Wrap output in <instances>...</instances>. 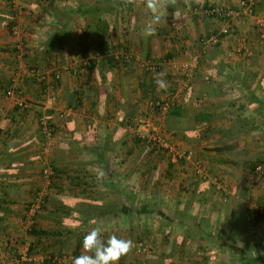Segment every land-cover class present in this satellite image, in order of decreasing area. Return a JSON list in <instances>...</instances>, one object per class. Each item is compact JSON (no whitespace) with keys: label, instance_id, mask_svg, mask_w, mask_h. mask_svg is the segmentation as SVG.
I'll use <instances>...</instances> for the list:
<instances>
[{"label":"crops","instance_id":"0c3cea01","mask_svg":"<svg viewBox=\"0 0 264 264\" xmlns=\"http://www.w3.org/2000/svg\"><path fill=\"white\" fill-rule=\"evenodd\" d=\"M102 1L0 0V264H16L24 252L38 258L33 264H72L65 257L81 255L83 237L97 225L105 241L111 235L133 241L118 264H231L239 254L226 247L230 242L262 258L264 218L252 221L251 213L263 215L264 178L237 167L264 159V41L255 35V22L240 23L239 34L205 49L176 102L186 111L178 119L182 130L168 132L170 118L162 115L164 131L177 147L198 151L210 177L162 162L149 179L158 181L146 183L148 173L137 178L128 169L120 178L116 170L106 172L107 158L92 147L123 145L138 102H145L139 110L147 113L149 98L177 97L185 53L224 25L203 10L239 0H179L178 18L172 7L162 9L156 34L147 38L145 8L113 0L104 11ZM96 5L98 11L85 12ZM256 14L264 17V0H257ZM102 49L128 59L110 67L95 54ZM91 58L97 66L88 74L83 66ZM136 58L160 62L163 87L146 89L149 75ZM19 102L26 107L16 108ZM63 112L69 115L61 118ZM198 112L210 120L196 124ZM42 116L55 130L47 141L38 126ZM42 160L63 174L49 189L43 216L24 226L26 206L43 187ZM90 165L100 170L89 172ZM148 193L150 204H142ZM140 244L149 253H139Z\"/></svg>","mask_w":264,"mask_h":264},{"label":"built area","instance_id":"2783aa9c","mask_svg":"<svg viewBox=\"0 0 264 264\" xmlns=\"http://www.w3.org/2000/svg\"><path fill=\"white\" fill-rule=\"evenodd\" d=\"M12 1V0H11ZM12 5L15 4L12 2ZM12 6V7H13ZM15 12L17 14H20V9L16 8L14 6ZM203 10V9H202ZM205 14L210 16H215L219 18L223 23V27L219 30H215L214 32L210 33L209 35L203 37L200 41L201 47L197 50H191L185 53V60L179 65V68L177 70L178 73V86L181 89H188L189 83L191 79L193 78L194 74L197 72L201 58L205 52L206 48L214 47L219 45L222 40L225 37H228L232 33V25L236 21L237 18L240 17H248L250 19H254L255 25L260 28V34L259 39L264 41V19H259L255 17L256 14V2L255 0H240L238 4L234 7H213L203 10ZM17 50H22V44L19 43V45L16 46ZM115 59L117 61H121L122 59H127L128 56L125 53H119L114 54ZM135 61H138L141 64V67H145L146 71L150 73H156L159 69V66L154 63L148 62L146 65L145 63H142L139 59H135ZM55 74V78L59 77V73L55 70L53 71ZM10 94V92H8ZM165 99H157V101L151 102V107L153 108V112H158L161 115H165L169 108L172 106V102L169 100L164 101ZM17 106L19 108H25L26 105L24 103H17ZM68 112L60 113L59 116L66 117L68 116ZM136 122L143 124V126L146 125L143 120L136 119ZM38 126L41 134L43 135L44 139L50 140L54 134V128L52 127L53 124L50 123L45 117H40L38 119ZM161 149L167 154L168 158L170 159V162L172 164H177L181 162L182 160L189 161L192 158V152L191 151H179L174 149L173 147H170L169 145L165 143L158 142ZM193 159V158H192ZM193 172L194 175L200 179H207L208 175L206 174L204 168L200 165L199 162L193 161ZM42 179H43V187L33 196L30 202H28L26 206L25 211V217H24V226L26 224H31L32 219H34L35 216H37L38 213L41 212L43 207L45 206V200L48 196V188L52 185V179H53V171L51 168L50 163L43 162L42 163ZM255 174L258 176L264 175V164H259L255 168ZM149 247H146L143 244L139 245L138 252L139 253H149ZM42 259H49L51 261H55L57 259H52L48 254H42ZM73 255H68L65 257V259L72 262ZM38 260L36 256H30L26 252L20 253L19 257L16 259V264H33Z\"/></svg>","mask_w":264,"mask_h":264},{"label":"rangeland","instance_id":"374dc122","mask_svg":"<svg viewBox=\"0 0 264 264\" xmlns=\"http://www.w3.org/2000/svg\"><path fill=\"white\" fill-rule=\"evenodd\" d=\"M255 2H256V8H257V0H255ZM232 7H234V6H232ZM255 17L259 18V19H264V17H258L257 14H255ZM248 19H250V18L244 17V16L237 18L236 21L232 25V33L231 34H233V33L239 34L240 32H238V31L236 32V30H237L236 26L239 25L240 23L241 24H244V23L247 24L249 22ZM252 20H253V22H255L254 19H252ZM256 28L259 29V31H257V33H255V35L258 34V37H259V34L261 31H260V28L258 26ZM258 37H257V39H258ZM197 49H194V50H197ZM137 59H139L142 63H145L146 65L148 64L147 61H144L141 58H137ZM135 62H136V64H135L136 66H138L142 70L146 71V68L141 67V64L138 61H135ZM154 62H156V64L159 66L158 71L156 73H150V72L146 71L145 73L147 75H149L147 77L148 79H150V78L155 79L156 78L158 80V79H161V76H162V73H160V69H161L160 62L156 59L150 60V63H154ZM177 76H178V73H177ZM157 88H161V87L157 85ZM179 90H181L179 95H177V97L173 98L174 100L171 99L169 101H171L173 103V102H177L179 100L180 95H183L185 93V89L182 90L179 87ZM157 98L162 100L161 97L160 98L157 97ZM166 100H168V99H165L164 101H166ZM151 102H152V100L149 98V100L147 102V106H146L147 113H145L146 109H145L144 113H141L143 111L139 110V105L140 104L142 105L145 102L144 103L138 102V105H136V106H138V109L136 110V114L134 116V121L132 123V127L130 128V131H128V133H126V138H125L126 140H125V143L123 145L113 146L108 142H102L100 146L95 145L92 147V149H93L92 151H95L96 153H99L100 156L107 158L105 160V164L103 166V168H104V170H106V172H108V171L114 172V170H116L119 174L118 176H120V178H121L122 174H124V172H126L129 169V170H131V172H129V174L132 173V176H136L137 178H139L141 175H143L145 173H148V176H147V174L144 175V176H146V179L142 178L143 181L144 180H145V182L147 181L146 183L156 182V181H158L157 178H156V180L155 179L149 180L150 178H154V176L151 175L152 174L151 172L152 171L158 172L159 170H162L163 169V167L161 166L162 162H164L167 165H169V163L171 164L170 159L168 158L167 154L159 148L158 142L165 143V144L169 145L170 147H173L174 149L179 150V151H184V150L187 151V149H182L181 147H177L175 145L176 140L173 141V138L171 136H168L169 133H166L164 131V126L160 125L163 117L158 112L157 113L153 112V108L151 107ZM150 111H151V113H150ZM138 118L143 120V122H145L146 125L143 126V124L138 123V121L136 122L135 120L136 119L138 120ZM158 125H160V126H158ZM104 133L109 134V135H107V138L112 136V134L110 132H104ZM135 138L145 139L149 142V145L140 144L138 147H136V146H134V139ZM154 143H156L155 146L152 145ZM128 151H130L131 154L128 153ZM190 151H192V158L193 159L191 158V160H189V161L182 160L180 163H177L178 168L179 169H182V167L184 169L187 168V170H185L186 172H188V169H189L194 174L192 163H193V161L199 162L200 165L204 168L206 174L210 177V171L207 167L208 165H206V163L203 162L204 159L199 155L198 151L195 152V149H192ZM129 156H134V160H135L134 162L135 163L134 162L132 163L131 162L132 159H130L129 165H127L128 164L127 160H128ZM87 158H90V157L88 156ZM142 158H143V160H141ZM145 159L147 160L146 163H144ZM45 161L46 160H42V162H45ZM153 163H154V166H152ZM188 163H189V165L186 166V164H188ZM245 164L244 163L242 165L238 164L237 167L242 166L244 170H247V167ZM88 169H90L89 172H96V171L100 170L99 167H97L96 165H90V166H88ZM247 172H248V170H247ZM137 174H139V176ZM253 176L256 177L258 175H255V172H254ZM259 177L264 178V175L259 176ZM254 180H256V179H254ZM94 182L96 183V181H93V180H92V183H90V181H89L90 186L95 185ZM54 184L48 188V196L50 195V191H51V190L49 191V189H52L53 187L56 188ZM48 196H47V199H48ZM146 196L141 197L140 202H142V204H150L149 203L150 193H148L147 197ZM143 199H144V201H143ZM46 204H47V200L45 201V206L43 207L41 212L38 213L39 216H43V212L45 210ZM139 208L141 209V206ZM38 217H36V218L38 219ZM263 217H264V211H263ZM223 264H224V262H223Z\"/></svg>","mask_w":264,"mask_h":264},{"label":"clouds","instance_id":"9594fccd","mask_svg":"<svg viewBox=\"0 0 264 264\" xmlns=\"http://www.w3.org/2000/svg\"><path fill=\"white\" fill-rule=\"evenodd\" d=\"M126 3L145 8L148 11L150 20L144 28L146 38L156 34V27L162 19V9L167 10L172 7L174 9L173 18H178L176 9L179 0H126ZM157 85L163 87L164 81L158 79ZM103 231V227L97 225L83 237V252L81 255L73 257L72 264H118L122 257L131 252L132 240L111 235L105 241L102 239Z\"/></svg>","mask_w":264,"mask_h":264},{"label":"trees","instance_id":"16d2710c","mask_svg":"<svg viewBox=\"0 0 264 264\" xmlns=\"http://www.w3.org/2000/svg\"><path fill=\"white\" fill-rule=\"evenodd\" d=\"M112 2H113V0H103L99 5L102 6L101 8L104 11H108L109 10V7L112 4ZM97 5L95 7H93V8L86 9L85 12L86 13H89L90 11H92V10L95 11L96 9H97L96 11H98V7L99 6H97ZM14 16H15V12H14ZM199 44H200V47H201V43L200 42H199ZM214 47H216V46H214ZM95 54L101 55V57L105 61H107V63L110 65V67H113V68L116 67V65H119L121 63L124 64L125 61L128 59L127 58V59H124V60L122 59L121 61H117L115 59V55H109L108 54V50L106 51L105 49L98 50ZM96 64H97V62H96L95 58H91V59L87 60V64H85L83 66V69L84 70H87L88 74H91L92 71L96 68V66H97ZM53 78H54V81L55 82L59 80V78L58 79L55 78L54 75H53ZM149 80H150V83H149L150 86H147L146 89L149 90L151 88L150 89L151 91L154 90V89L156 90L157 89V79L156 78L155 79L154 78H150ZM40 85L42 86V84H40ZM7 94H8V91H7ZM150 99L152 100V102H154V101H157L158 98L154 96V97H152ZM258 104L259 105H262L260 103H258ZM16 108H18V106ZM184 113H186V111H185V109L181 105H177L176 102H173L172 103V106L169 108V110L166 113V116H168V118H170V120H169L170 123H168V126H167V128L169 129L168 132H170V131L180 132V130H182V128L184 126L181 123V121L178 120V119H181L182 117H184L183 116ZM263 117H264V115H263ZM193 120L197 124L198 122H201V120H203L205 122L206 121H209L210 118H209V116L206 115V113L200 114V112H198V114H195V118ZM238 127L243 128L244 126H238ZM54 134H55V130H54ZM54 134H53V136H54ZM216 134H218V133H216ZM140 144L149 145V142L147 140H145V139L135 138L134 139V146L138 147ZM152 145L155 146L156 143H154ZM159 148L161 149L160 146H159ZM220 149L221 148H216V151H220ZM128 153H130V151ZM259 164H264V159H256V160H253V161H248L245 165L247 167L248 172L253 175L254 172H255V168ZM168 167H171V165L169 164ZM51 168H52V171L54 173L53 179H52V185H53L55 183L56 179L61 177V174H63V171H61L57 167H55L54 164H51ZM46 200H47V198H46ZM260 205H261L260 207H262V209H264V202H262V204H260ZM251 214L253 216L252 221H255V222H259V221L263 220V218H264L263 215L261 213H259V211H256V210H254ZM239 221H241V220H239ZM225 245L231 251H235V252H237L239 254V258L238 259L236 258L234 260V263H231V264H236V262L238 264H264V256L262 258H253V257H250V254L249 253L244 252V250L242 248H238V247L233 246L232 242L227 243ZM76 256H78L77 253L75 254V257Z\"/></svg>","mask_w":264,"mask_h":264}]
</instances>
